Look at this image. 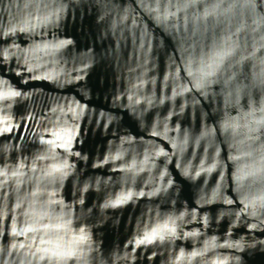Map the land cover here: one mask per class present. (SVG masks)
<instances>
[{
	"label": "water",
	"instance_id": "obj_1",
	"mask_svg": "<svg viewBox=\"0 0 264 264\" xmlns=\"http://www.w3.org/2000/svg\"><path fill=\"white\" fill-rule=\"evenodd\" d=\"M0 264H264V0H0Z\"/></svg>",
	"mask_w": 264,
	"mask_h": 264
}]
</instances>
